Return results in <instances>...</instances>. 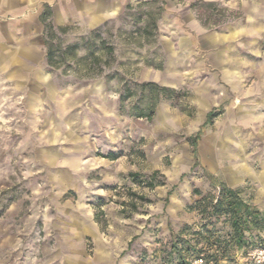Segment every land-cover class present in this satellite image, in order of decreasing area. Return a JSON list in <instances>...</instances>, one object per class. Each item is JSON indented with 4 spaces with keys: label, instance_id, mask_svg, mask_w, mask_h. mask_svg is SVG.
Masks as SVG:
<instances>
[{
    "label": "rangeland",
    "instance_id": "374dc122",
    "mask_svg": "<svg viewBox=\"0 0 264 264\" xmlns=\"http://www.w3.org/2000/svg\"><path fill=\"white\" fill-rule=\"evenodd\" d=\"M25 2L12 14L0 0V264H63L73 254L103 264L100 254L128 239L121 259L133 251L137 264H179L171 243L185 229L192 245L195 232L213 234L209 243L201 236L198 250L230 242L224 217L215 222L208 210L203 220L198 202L232 191L226 173L239 161L216 156L225 113L215 107L205 125L197 96L217 72L209 40L249 17L264 25V0ZM47 7L54 44L76 46L57 67L38 22ZM186 35L193 56L174 46ZM257 40L262 48L264 36ZM21 52L31 61L12 71L5 57ZM148 83L172 92L151 121L134 115ZM248 163V180L234 192L264 217V183L252 175L260 166ZM253 234L245 248L232 242L218 264H264V233ZM73 236L90 237L80 244Z\"/></svg>",
    "mask_w": 264,
    "mask_h": 264
},
{
    "label": "crops",
    "instance_id": "0c3cea01",
    "mask_svg": "<svg viewBox=\"0 0 264 264\" xmlns=\"http://www.w3.org/2000/svg\"><path fill=\"white\" fill-rule=\"evenodd\" d=\"M21 3L23 0H7V7ZM27 2L31 0H25ZM26 2L24 5H26ZM18 6V5H17ZM20 6V5H19ZM16 8L10 9V12ZM262 20H256L249 17L247 22L242 25L233 24L223 28L210 44L207 55L212 64L217 67V72L211 74L207 80L211 83H205L199 87V112L206 114L207 122L210 126L209 116L212 110L217 107H223L225 113L221 119V132L217 136V143L222 145V149L216 148V156L223 160L239 161L234 165L231 173H226L229 185L232 191L245 185L248 180L246 175L250 171L249 161H256L260 166L259 171L253 172V177L259 182L264 183V50L260 48L262 42L259 38L264 36V25ZM44 28L42 16L38 21ZM193 22V19L190 20ZM29 28L31 23L29 22ZM198 27L197 23H192ZM189 36L181 39L179 45L187 51V56H193L197 46L194 41L189 40ZM244 39V41H243ZM263 39V38H262ZM28 52L37 50L28 46ZM5 57L13 65L12 71L16 65L29 64L31 57L21 52L18 57ZM3 59V61H6ZM202 68V67H201ZM203 68L197 74L195 72L193 80L202 75ZM202 78V76H201ZM203 79V78H202ZM214 82V83H213ZM221 82V83H220ZM200 136H198L199 139ZM78 243L90 236H73ZM132 239H128L130 243ZM121 242V241H120ZM128 242L126 248H111L108 252L101 253L103 264H137L136 252H131L121 259V254L128 251ZM90 260L83 259L81 255H75L66 258L63 264H92ZM95 263V262H94Z\"/></svg>",
    "mask_w": 264,
    "mask_h": 264
},
{
    "label": "trees",
    "instance_id": "16d2710c",
    "mask_svg": "<svg viewBox=\"0 0 264 264\" xmlns=\"http://www.w3.org/2000/svg\"><path fill=\"white\" fill-rule=\"evenodd\" d=\"M51 16V11L47 7L45 12L42 15V22L45 24V32H46V41L45 45L47 48V62L52 67H57L60 64L64 63L67 54L75 51L76 46L68 47L65 52L57 45L54 44V27L49 22V17ZM88 60V59H86ZM98 59H94L93 62H90V66L93 67L96 64ZM141 90L144 94L147 93V102L144 107L141 109L135 108V117L144 118L148 121H151L155 115L156 108L158 106L159 100L161 97H169L172 92L159 87L156 84L148 83L141 85ZM128 97H131V93L129 92ZM144 98V99H145ZM213 117L211 114L209 116V120ZM198 137L194 140L193 148L194 154H196ZM114 158V156H109ZM196 164H198L196 162ZM156 176V175H155ZM154 176V177H155ZM152 185V184H150ZM198 193V192H197ZM203 204V205H202ZM199 209L203 207L201 210V214H207L208 210L211 212L208 216L209 219H214L215 222H218L221 218L224 217V225H229L230 232L227 234L228 238H230V242L222 241L218 238L215 245L217 246V251H213L212 253L209 251H205L204 248L198 250L199 242L202 240L201 236L204 234L208 236V238H203L207 240V243L210 242L213 234L210 232L199 231L195 232L194 236L197 237L196 245H192L191 241L184 240L181 236H186V233L189 229H185L181 232L174 241L171 243V259L176 258L179 261V264H191L195 259H202L205 264H218L221 260L226 259V250L229 249V245L232 242L235 243L238 249H242L248 246L246 234L253 236L251 241H254V238H259V236L254 235L253 233H264V217L260 214L258 210L250 206L248 203L243 202L238 194L231 190H223L219 197L216 199L215 203L209 201L208 197L203 198L198 202ZM203 216V220L204 217ZM212 223L214 227L216 223ZM206 228V225L203 226V229ZM223 247V248H222Z\"/></svg>",
    "mask_w": 264,
    "mask_h": 264
},
{
    "label": "built area",
    "instance_id": "2783aa9c",
    "mask_svg": "<svg viewBox=\"0 0 264 264\" xmlns=\"http://www.w3.org/2000/svg\"><path fill=\"white\" fill-rule=\"evenodd\" d=\"M261 253H263V252H261ZM194 264H203V260L202 259L196 260Z\"/></svg>",
    "mask_w": 264,
    "mask_h": 264
}]
</instances>
